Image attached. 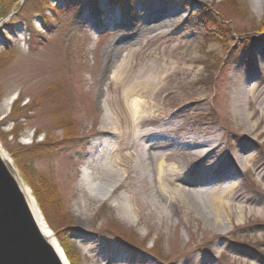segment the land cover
Instances as JSON below:
<instances>
[{
	"label": "rangeland",
	"instance_id": "rangeland-1",
	"mask_svg": "<svg viewBox=\"0 0 264 264\" xmlns=\"http://www.w3.org/2000/svg\"><path fill=\"white\" fill-rule=\"evenodd\" d=\"M26 1L0 18V147L33 197L25 172L57 186L62 209L43 217L58 242L77 252L78 264H264V217L254 213L264 212V0H237L239 10L225 0H48L41 5L44 15ZM205 7L230 27L232 40L259 32L252 52L240 46L238 59L215 82L208 76L219 70L208 67L228 52L218 40L206 39L198 22ZM157 74L163 80L153 104L160 112L141 130L170 119L176 139L215 136L220 150L209 156L210 165L225 161L238 173L235 205L246 209L241 222L217 232L198 214L173 208L160 219L142 211L129 225L112 208L116 197L91 201L81 188L90 144L119 96L114 79L119 77L121 91ZM62 122L75 124L76 140L15 162L11 152L48 138L64 140ZM170 149L175 162L190 168L189 176L202 171L206 158L199 151L180 144ZM237 151L250 156L246 169L239 167ZM147 185L152 187L150 180ZM116 228L133 233L136 244L116 241L110 234Z\"/></svg>",
	"mask_w": 264,
	"mask_h": 264
},
{
	"label": "bare ground",
	"instance_id": "bare-ground-1",
	"mask_svg": "<svg viewBox=\"0 0 264 264\" xmlns=\"http://www.w3.org/2000/svg\"><path fill=\"white\" fill-rule=\"evenodd\" d=\"M119 80V77L114 79L112 87L119 94L118 99L103 115L99 127L101 134L91 142L85 158L80 185L89 199L98 202L116 197L112 208L129 225H134L133 216L139 218L142 211L160 219L173 208L182 209L187 215L198 214L217 232L233 220L241 222L246 209L244 205H235L238 198L234 196V180L238 173L233 172L225 161L210 165L209 156L219 154L218 139L212 135L202 140L193 137L176 139L173 128L169 127L170 119L157 129L142 131L144 125L156 121L153 114L160 112L153 101L163 78L158 74L146 76L143 83L141 78L140 82L125 86L121 91L117 89ZM237 101L235 109L238 111L241 106L240 100ZM178 144L194 148L199 151V156L206 158L200 173L189 176L190 168L174 161L171 149H167H174ZM239 153L235 154L239 167L246 169L251 162L250 156ZM0 155L8 165L11 163L1 147ZM148 180L152 187L147 185ZM19 185L41 232L60 251L61 246L30 189L23 181H19ZM139 192L145 194L143 199ZM252 213L250 210L249 214ZM254 213L259 218L264 217L263 211Z\"/></svg>",
	"mask_w": 264,
	"mask_h": 264
},
{
	"label": "trees",
	"instance_id": "trees-1",
	"mask_svg": "<svg viewBox=\"0 0 264 264\" xmlns=\"http://www.w3.org/2000/svg\"><path fill=\"white\" fill-rule=\"evenodd\" d=\"M19 0H0V18H5L12 12H14L15 8L14 5L18 3ZM28 1V2H27ZM26 6L32 5V7L37 6V12L41 13L42 15L45 7L48 5V0H27ZM32 1V2H31ZM116 1V0H115ZM123 1V0H118ZM130 1V0H126ZM226 6L231 10H239L240 6L237 0H225ZM30 4V5H29ZM44 6H41V5ZM199 24L206 30V39L211 40H218L221 45L227 50V55L224 60H219V64L216 66L208 67L209 70H219V75L214 76V74H210L208 79L212 81H216L219 79L220 74L224 72V70L231 66L232 63L238 59V48L244 45L250 53L253 50L255 43L258 41L257 35L259 32L264 33V24L259 29L258 33L252 32L246 35H239L238 40L230 39V27L224 26L220 20L218 19L217 14L213 11L210 7H205L199 15L198 18ZM230 41H234L233 44L228 45ZM19 104V101L16 105ZM61 129L64 130V140L61 142H49V138L46 139L43 143L34 144L31 147H25L22 149L21 152H11L12 157L15 159V162L19 165L22 159L21 156H24L29 159H37L46 155H49L56 151L58 147H61L64 142H72L76 140V128L75 124L67 126L66 123L62 122ZM63 125V126H62ZM24 179L31 187L32 193L36 198L39 208L41 209L42 213L46 217L52 216L55 211H60L61 206L63 205L57 190V186L50 181L49 179L43 178L38 176L37 174L31 172L24 173ZM110 234L114 237L116 241H120L124 243L126 246H134L136 244L133 239H135L134 234L124 230V228H116ZM60 245L70 262V264H78V255L77 252L72 251L68 244L64 240H60ZM145 249V245L141 247Z\"/></svg>",
	"mask_w": 264,
	"mask_h": 264
},
{
	"label": "water",
	"instance_id": "water-1",
	"mask_svg": "<svg viewBox=\"0 0 264 264\" xmlns=\"http://www.w3.org/2000/svg\"><path fill=\"white\" fill-rule=\"evenodd\" d=\"M19 181L12 161L0 155V264H69L41 232Z\"/></svg>",
	"mask_w": 264,
	"mask_h": 264
}]
</instances>
